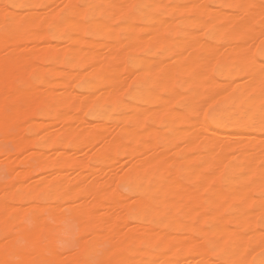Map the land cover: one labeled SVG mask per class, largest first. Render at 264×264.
I'll return each instance as SVG.
<instances>
[{
	"label": "bare ground",
	"instance_id": "bare-ground-1",
	"mask_svg": "<svg viewBox=\"0 0 264 264\" xmlns=\"http://www.w3.org/2000/svg\"><path fill=\"white\" fill-rule=\"evenodd\" d=\"M255 40L264 0H0V264H264Z\"/></svg>",
	"mask_w": 264,
	"mask_h": 264
},
{
	"label": "rangeland",
	"instance_id": "rangeland-1",
	"mask_svg": "<svg viewBox=\"0 0 264 264\" xmlns=\"http://www.w3.org/2000/svg\"><path fill=\"white\" fill-rule=\"evenodd\" d=\"M257 42V43H256ZM253 43H255V45L253 46V51H255V52H253V55H254V58L260 63V62H262L261 64L263 65V62H264V57H262L260 54H259V48H260V45H259V41L257 40H255ZM258 49V50H257ZM207 102H209V103H207ZM206 104V107H204V106H202V107H204L203 109H201V111L203 110V116H204V119H205V121H206V123L208 124V126L210 127V128H212V129H216L217 128V126H216V124L213 122V121H211V119L209 118V115H210V113H211V111H213L214 109H216L218 106H217V104H215V102H211V101H209V100H206L205 102H204V105ZM203 105V104H202ZM210 105V106H209ZM38 175H39V173L37 172V171H35L34 172V176L36 177H38ZM62 236H63V238L64 239H62V240H60V241H58L57 242V244L61 247V248H64V247H69V245H70V240L72 239V237L74 236L73 235V232H70V231H67V232H63L62 234H61ZM262 256V255H264V250H258V251H256V252H254V253H252V259L253 260H256L257 259V257H260V256Z\"/></svg>",
	"mask_w": 264,
	"mask_h": 264
}]
</instances>
